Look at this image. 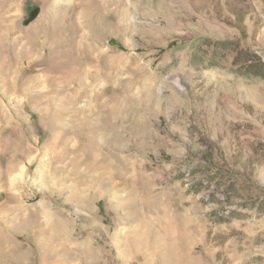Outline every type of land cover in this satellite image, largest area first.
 <instances>
[{"label": "rangeland", "instance_id": "1", "mask_svg": "<svg viewBox=\"0 0 264 264\" xmlns=\"http://www.w3.org/2000/svg\"><path fill=\"white\" fill-rule=\"evenodd\" d=\"M0 264H264V0H0Z\"/></svg>", "mask_w": 264, "mask_h": 264}, {"label": "bare ground", "instance_id": "2", "mask_svg": "<svg viewBox=\"0 0 264 264\" xmlns=\"http://www.w3.org/2000/svg\"><path fill=\"white\" fill-rule=\"evenodd\" d=\"M70 54V53H69ZM68 54V52H65V55L63 56H61V57H65V59L63 60V61H61V62H58V63H61L60 64V66H56L57 67V69H59V70H64V71H66L68 74H70V73H72L73 75H75L74 73H76L75 72V69H77L76 67H74V65L77 63L78 64V66H80L81 64H79L80 63V61L78 60V58H74V57H72V56H70ZM58 57V56H57ZM50 58H53L52 57V53H51V57ZM106 60V59H105ZM107 61V60H106ZM63 62V63H62ZM83 62V61H82ZM104 62V61H103ZM74 63V64H73ZM105 63V62H104ZM103 63V64H104ZM91 64V63H90ZM93 64V63H92ZM84 68H85V70H84V73L87 75V74H89V70H88V68H87V65L88 64H86V63H84ZM94 65V64H93ZM109 65H112V64H108V68L110 67ZM94 68V67H93ZM96 68V67H95ZM105 68V67H104ZM111 68V67H110ZM106 69V68H105ZM104 69V70H105ZM98 72V71H97ZM105 72V71H104ZM104 72H102L103 74H104ZM107 72H108V69H107ZM106 73V72H105ZM92 75H96V73H94V74H92ZM106 75V74H105ZM94 80H95V82H97V78L95 77L94 78ZM91 83V82H90ZM93 89H94V87H92ZM78 93V92H77ZM76 93V94H77ZM87 98H89V96H87ZM98 98H101V96L99 95V96H97V98H96V100L98 99ZM110 99V102H111V98H109ZM34 99H32V98H29L28 99V101L29 102H31V101H33ZM65 102L68 104V103H70L73 107H75L76 106V104L78 103V98H74V97H68V96H65ZM74 108H70V107H66V108H64L63 110H61V112H60V118H55V120L57 121H60V122H62V120H64L65 119V116L66 115H70V117L72 118V119H74V121L76 122H78V125L76 126V128H74V129H76V130H73L74 132H72V133H70L68 136H67V140H68V138H70L71 136L72 137H74L75 135L76 136H78V135H80V134H87V136H88V139H89V142H88V144L85 146V152L88 154V157L89 158H91L92 159V161L94 160V165L96 166V164H97V166H98V168H100L99 167V165H98V163L100 162V163H102L101 165H104V166H108L107 164L105 165V164H103L104 163V161L102 162L101 160L100 161H97L98 160V155L100 154L99 153V151H100V147H99V144H98V141H99V132H98V130H96V128H95V125L91 122L92 120H93V117H89V115H87V116H83L82 114H81V110L80 111H78V110H76V109H74ZM73 110V111H72ZM121 112V111H120ZM119 113V112H118ZM95 113L92 111V114L91 115H94ZM115 113H114V109L112 110V111H110L109 113H108V115H107V117L104 119V125H105V129H107V130H109V126L111 125V121L115 118ZM52 116H53V114L51 115V118H52ZM118 116V115H117ZM55 117V116H54ZM53 117V118H54ZM74 117V118H73ZM118 119V118H117ZM114 121V120H113ZM75 124H77V123H75ZM110 131V130H109ZM114 135V134H113ZM118 138V135H117V133H116V139ZM113 140H115V139H113ZM113 140L111 139L110 140V142H109V146H110V148H112V146H113ZM26 151H28V150H26ZM99 153V154H98ZM67 154V153H66ZM66 154H64V155H66ZM66 156H68V155H66ZM77 156V155H76ZM111 154H109V155H106L105 157H103V159H106V161L107 160H109V159H111ZM86 157H87V155H86ZM87 157V158H88ZM100 157V156H99ZM113 157V156H112ZM65 158V157H64ZM86 158V159H87ZM89 158H88V160H89ZM75 159V158H74ZM77 159H78V157H77ZM61 160V159H60ZM72 160V159H71ZM112 160V159H111ZM111 160H110V162H111ZM62 161H63V159H62ZM78 161H79V159H78ZM91 161V160H90ZM105 161V162H106ZM65 162V161H64ZM70 162H72V161H70ZM69 162V163H70ZM98 162V163H97ZM109 162V161H108ZM80 163H82V162H80ZM80 163L78 164V162H77V160H73V164L75 165V166H77V165H80ZM72 164V163H71ZM70 164V165H71ZM93 165V166H94ZM81 166V165H80ZM103 167V166H102ZM97 168V167H96ZM56 169V168H55ZM76 169H78L77 167H76ZM103 169H105V167L103 168ZM77 171V170H76ZM103 171V170H102ZM73 172H74V170H73ZM75 173V172H74ZM77 173H78V171H77ZM102 173V172H101ZM99 176V175H98ZM100 176H103L102 174L100 175ZM99 176V177H100ZM99 181H100V179H99ZM97 182V181H96ZM14 184H18V183H14ZM17 186H19V185H17Z\"/></svg>", "mask_w": 264, "mask_h": 264}]
</instances>
